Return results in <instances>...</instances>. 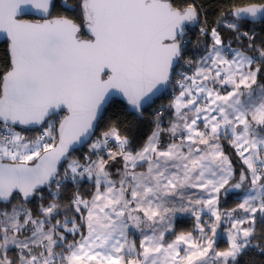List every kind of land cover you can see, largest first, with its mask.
Here are the masks:
<instances>
[{
	"label": "snow or ice",
	"instance_id": "6c2138e0",
	"mask_svg": "<svg viewBox=\"0 0 264 264\" xmlns=\"http://www.w3.org/2000/svg\"><path fill=\"white\" fill-rule=\"evenodd\" d=\"M57 6V0H0V38L9 57L0 74V264H239L250 251L264 257V228L257 229L264 226V40L257 45L254 29L240 31L241 21L264 23V3L234 8V19L224 24L236 42L247 39L243 50L226 44L219 27L200 28L211 43L191 75L177 73L179 94L168 105L175 119L167 129L161 108L153 114L155 130L133 151L119 120L111 121L84 163L72 152L110 108L126 104L142 119L145 105L173 83L199 13L194 3L178 7L173 0L60 3L66 12L79 8L83 20L77 23L68 15L53 17ZM27 13L37 18H23ZM61 111L66 114L57 128ZM44 123L34 142L15 130ZM165 131L172 142L162 148ZM222 138L246 166L238 179ZM118 159L123 164L115 180L107 166ZM85 178L95 183L91 200L76 192L64 218L56 219L62 188ZM45 187L52 200L34 216L25 205L37 195L43 201ZM189 189L205 195H189ZM238 189L246 194L236 208L221 212V190ZM177 213L195 216L199 236L166 240ZM222 222L231 225L228 246L217 250ZM131 229L142 236L139 248L129 239Z\"/></svg>",
	"mask_w": 264,
	"mask_h": 264
},
{
	"label": "trees",
	"instance_id": "16d2710c",
	"mask_svg": "<svg viewBox=\"0 0 264 264\" xmlns=\"http://www.w3.org/2000/svg\"><path fill=\"white\" fill-rule=\"evenodd\" d=\"M62 2L75 7L76 5H78L79 0H57L58 6L52 10V16L55 17L57 15H68L71 18L75 19L77 23H82V17L79 8L76 7L75 11L73 12H66L63 10V8L59 6V4ZM173 3L178 7H184L189 3H194L199 13V20L197 22V25L195 27H189L190 30L187 32V35L184 38L188 43L184 48L183 57L178 64L179 67L180 66L181 68L184 67L186 73H189L193 67L194 60L197 57H200L204 53V49L206 45L209 44L208 37L201 36L200 34V28L202 26L206 24L209 30L212 27H219V30L221 31L226 44L229 41H231L232 48H240L243 50L244 48L247 47L248 44L247 39H244L240 43L236 42L235 40L232 39L234 33H231L229 30L224 28V24L225 22H231L234 19L229 15V13L234 8L245 6L248 3H264V0H173ZM217 21L220 22L219 25L217 24ZM240 25H241L240 26L241 32L248 31L251 34L253 29L256 31L257 39L255 43L257 45L260 44L261 40H264V23H250V22L241 21ZM198 42H199V46H198ZM249 54L258 55V53H249ZM188 60L192 61L191 65H188L186 63V61ZM8 65H9V57L7 52V44L3 42L0 44V74H2L3 71L7 70ZM176 76H177V71H175L173 74V83L171 84L169 90L161 97V99L165 100L166 102L169 101L170 95H172L177 89V86H174V81L176 79ZM154 110H156V105H153L148 109H145L143 118L137 119L136 115L131 111H129V109L125 104H120L113 108H110L109 111L104 114L105 119L98 123L92 141L97 140L101 136V134L107 129L111 121L118 119L122 133L128 135L132 141L130 148L133 151L139 150L145 144L150 134L155 130L154 115H153ZM169 110L170 108L168 107L165 114L163 115L162 127L164 129L167 128V124L169 120V114H168ZM62 116L63 114H59L56 117L57 123ZM109 117H111V120H109ZM17 131L25 138L26 141H32L38 132L37 130L36 131L17 130ZM166 136H167L166 131L161 134V144H163V140L166 139ZM90 144L91 143H89L86 147L82 148L81 150L72 152L71 158L77 159L81 163H84L86 157L85 152L87 151V148ZM111 146L113 149H115L114 142ZM60 172L61 174L63 173V167H61ZM54 190L55 189L53 186V191ZM94 190H95V184L87 179H84L78 185L72 184L69 181L65 185V187L62 188L60 196L57 201L60 205V215L58 216L61 218L64 217L65 206L70 204L71 199L76 192H79V194L83 196L84 199L88 200L94 194ZM239 194L240 192L237 194L225 195L223 206L235 207L238 204L239 199L234 198V195L237 196ZM43 196H44L43 201H41L39 199V195H37L33 197V199H31V201L25 205L26 208H29L33 211L34 216L37 214L39 205L41 203L47 205L48 202L52 200V197L49 195L48 188L43 189ZM13 203L14 204L19 203V201L13 200ZM9 207H11V205H9ZM78 215L79 214H77V216ZM194 226H195L194 217L191 216V217L179 218L175 221L174 231L172 235H176L180 232L194 233L195 232ZM261 228H264V226L258 223L257 224L258 231ZM68 239L72 240L73 237L69 235ZM76 239H79L78 235ZM14 255H15L14 252H9L10 257ZM250 261H255V264H264V257L258 255L255 251H250L239 258V264H249Z\"/></svg>",
	"mask_w": 264,
	"mask_h": 264
},
{
	"label": "rangeland",
	"instance_id": "374dc122",
	"mask_svg": "<svg viewBox=\"0 0 264 264\" xmlns=\"http://www.w3.org/2000/svg\"><path fill=\"white\" fill-rule=\"evenodd\" d=\"M242 50V49H241ZM231 58V56H229V59ZM203 126V125H202ZM17 131V130H16ZM18 132V131H17ZM151 136V135H150ZM34 141V139L32 140V141H29V142H33ZM221 142H223V143H221V145L223 146V149H224V153H225V155H227L228 157H229V159H230V161H231V163H232V166H233V169H234V173H235V176H236V179H238L239 178V173H240V171H241V169L242 168H244V167H246V166H244L243 165V163H242V161H241V159H240V157L237 155V153H236V149L235 148H233L230 144H229V142H228V140H226V139H222V141ZM66 164H67V162L65 163V167H66ZM95 191H96V188H95V190H94V193H95ZM101 191H103V189H101ZM193 193H195V195L196 196H201V195H205L203 192H202V190H200V189H189L188 190V194L189 195H192ZM246 193L244 192V190L243 189H241L240 190V194L239 195H237V196H235L234 195V198H238L239 199V202H240V200L242 199V197L245 195ZM224 197H225V194L223 193V190H221V194H220V196H219V204H218V208H219V210L221 211V212H228V211H230L231 209H233V208H236V206L235 207H226V206H223V203H224ZM92 198V197H91ZM91 198L90 199H88V200H91ZM87 200V199H86ZM238 202V203H239ZM10 208V207H9ZM180 214V216L181 217H183V216H192V217H194V220H195V225H196V218H195V216H193L191 213H179ZM85 215H86V213H85ZM239 215V214H238ZM202 217H203V219L204 220H207L208 219V214L205 212L204 214H202ZM64 217H59V216H57L56 217V219H63ZM53 223H55V220H53ZM195 227V226H194ZM231 227V225L229 224V223H227V222H222V224H221V226L218 228V230H217V232H218V235H217V237H216V248H217V250H224V249H226L227 248V246H228V243H227V230L229 229ZM173 229H174V226H173ZM195 229V228H194ZM86 228L84 229V232H85V234H86ZM180 233H188V232H180ZM180 233H178V234H176V235H179ZM193 233V232H192ZM150 234V233H149ZM175 235V236H176ZM193 235L194 236H199V233L195 230V232L193 233ZM136 236H138L139 237V239L141 240L142 239V236L140 235V233L138 232V231H136L135 229H131L130 230V234H129V239H133V238H135ZM175 239V237H173L170 241H172V240H174ZM69 241H71V240H69ZM169 241V242H170ZM220 242V243H219ZM224 243H226V244H224ZM218 244H220V245H218ZM181 255H183V253H181Z\"/></svg>",
	"mask_w": 264,
	"mask_h": 264
},
{
	"label": "crops",
	"instance_id": "0c3cea01",
	"mask_svg": "<svg viewBox=\"0 0 264 264\" xmlns=\"http://www.w3.org/2000/svg\"><path fill=\"white\" fill-rule=\"evenodd\" d=\"M199 58H200V57H197V58L194 60L193 67H192L191 71L188 73V75H191V74L195 71V62H196ZM178 94H179V86H177L176 91L172 94V98H173L174 95H178ZM172 98H171V100H172ZM173 112H174V110L170 108L169 113H168V114H169V120H168L167 128L169 127L170 122H171L172 120L175 119ZM200 127L202 128L203 126L200 125ZM167 128H166V129H167ZM151 134H152V133H151ZM151 134H150V135H151ZM222 139H223V138H222ZM222 139H221V141H222ZM95 141H96V140H95ZM221 141H220V143H223V142H221ZM93 142H94V141H93ZM146 142H147V141H146ZM146 142H145V143H146ZM170 142H172V141H171V137H170V135L167 133L166 139L163 140V144H161V147H162V148H163V147H166V145H167L168 143H170ZM144 145H145V144H144ZM144 145H143V146H144ZM143 146H142V147H143ZM113 150H115V149H113ZM88 155H89V146H88V148H87V151L85 152V156H88ZM102 155H104V158H105L106 160L108 159V157H107L106 154H102ZM91 159H92V160H96L97 157H96L95 155H92V156H91ZM122 164H123V162L120 161L119 159H118L117 162L109 161V164H108V166H107V170L109 171V173L111 174V176H112L113 179H115V180H118V179H119V175L117 174V169L119 168V169L122 170ZM146 168H147V165L145 164L143 168H137L136 171H145ZM85 179H87V178H85ZM91 182L94 183V181H91ZM94 184H95V183H94ZM183 217H191V216H188V215H187V216H183ZM183 217H181L180 214L177 213V214L172 218V224H173V226L175 225V221H176L177 219H179V218H183ZM83 231H84V230H83ZM173 231H174V229H173ZM172 233H173V232H171V233H167V234H166V240H167V241H170L173 237H175V235H172ZM133 239L135 240V243H136L137 248H139V243H140V239H139V237L136 236V237L133 238ZM69 240H70V239H69Z\"/></svg>",
	"mask_w": 264,
	"mask_h": 264
},
{
	"label": "water",
	"instance_id": "95a60500",
	"mask_svg": "<svg viewBox=\"0 0 264 264\" xmlns=\"http://www.w3.org/2000/svg\"><path fill=\"white\" fill-rule=\"evenodd\" d=\"M241 7H242V6H241ZM80 13H81V12H80ZM81 17H82V14H81ZM23 18H26V19H35V18H37V17H36V15L33 14V13H27V14H25V16H24ZM82 20H83V17H82ZM249 22H250V20H249ZM250 23H252V22H250ZM255 23H261V22H260V21H257V22H255ZM196 25H197V23H196L194 26H193V25H190L189 27H195ZM3 42H4L3 38H0V44L3 43ZM178 64H179V63H178ZM178 64L176 65V68L178 67ZM173 74H174V72H173ZM169 86H170V85H169ZM169 86H168L166 89H162L160 92H158V93L156 94V96L153 97V102H151L150 105H148V104L145 105L144 110L150 108L151 106L154 105V103H155L156 101H158L159 99H161V97H162V96L167 92V90L169 89ZM125 105H126V104H125ZM126 106H127V105H126ZM127 108H128V107H127ZM128 109H129V108H128ZM129 111H131V110L129 109ZM59 114H63V116H64L66 113H65L64 111H61ZM63 116H62V117H63ZM62 117H61V118H62ZM98 123H99V122H98ZM98 123L96 124V126H95V128H94V130H93L94 134H95V131H96V128H97ZM42 126H43V124H42V125H29V126L16 125V126H15V130H19V131H36V130L40 129ZM56 127H57V128L59 127V124H58V123H57ZM94 134L88 139L87 142L83 143L82 145H77V150H76V151L81 150L82 148L86 147V146L92 141V139H93V137H94ZM73 152H74V151H73ZM4 162H7V161H4ZM29 163L31 164L32 162H29ZM63 163L65 164L66 162H63ZM60 170H61V168H60ZM45 188H47V187H45ZM240 190H241V189H238V190H232V191H230L229 193L235 194V193L240 192ZM32 199H33V198H32Z\"/></svg>",
	"mask_w": 264,
	"mask_h": 264
},
{
	"label": "built area",
	"instance_id": "2783aa9c",
	"mask_svg": "<svg viewBox=\"0 0 264 264\" xmlns=\"http://www.w3.org/2000/svg\"><path fill=\"white\" fill-rule=\"evenodd\" d=\"M209 39V38H208ZM211 43V41H210V39H209V44ZM179 67V66H178ZM177 67V69H176V71H177V73L178 72H181V71H183V72H185L186 73V70L184 69V67H182L181 68V66L178 68ZM188 74V73H187ZM180 77L177 75V79H179ZM178 86V85H177ZM161 108H163V115L165 114V112H166V110L168 109V106H167V104L165 103V102H163V101H161V102H159L158 103V105H157V107H156V111L157 110H160ZM45 128H47V126L45 127ZM45 128L44 129H42L40 132H39V134H38V136H40V135H42V133L44 132V130H45ZM37 136V137H38ZM36 140V139H35ZM34 140V141H35ZM33 141V142H34ZM49 143H51V141H49Z\"/></svg>",
	"mask_w": 264,
	"mask_h": 264
},
{
	"label": "bare ground",
	"instance_id": "6f19581e",
	"mask_svg": "<svg viewBox=\"0 0 264 264\" xmlns=\"http://www.w3.org/2000/svg\"><path fill=\"white\" fill-rule=\"evenodd\" d=\"M176 80H177V76H176L175 81H176ZM175 81H174V86H177V85L175 84ZM170 86H171V84H170ZM170 86H169V88H170ZM168 90H169V89H168ZM168 90H167V91H168ZM171 98H172V95H170V98H169V101H168V102H166L165 100L159 99L158 101H156V102L154 103V105H156V107H157L158 103L161 102V101H163V102H165V103L167 104V106H168V105H169V102L171 101ZM155 112H156V110H154V113H155ZM46 126H47V124L44 123L43 126H42L40 129L37 130L38 132H37V134H36L34 140L37 138L39 132H40L42 129H44ZM92 142H93V141H91L90 143H92Z\"/></svg>",
	"mask_w": 264,
	"mask_h": 264
},
{
	"label": "flooded vegetation",
	"instance_id": "af4514ba",
	"mask_svg": "<svg viewBox=\"0 0 264 264\" xmlns=\"http://www.w3.org/2000/svg\"><path fill=\"white\" fill-rule=\"evenodd\" d=\"M239 193V192H238ZM228 194H232V193H228ZM235 194H237V193H235Z\"/></svg>",
	"mask_w": 264,
	"mask_h": 264
},
{
	"label": "clouds",
	"instance_id": "9594fccd",
	"mask_svg": "<svg viewBox=\"0 0 264 264\" xmlns=\"http://www.w3.org/2000/svg\"><path fill=\"white\" fill-rule=\"evenodd\" d=\"M177 69V68H176Z\"/></svg>",
	"mask_w": 264,
	"mask_h": 264
}]
</instances>
